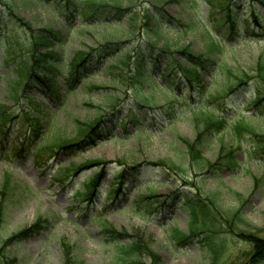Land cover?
<instances>
[{
  "label": "rangeland",
  "instance_id": "rangeland-1",
  "mask_svg": "<svg viewBox=\"0 0 264 264\" xmlns=\"http://www.w3.org/2000/svg\"><path fill=\"white\" fill-rule=\"evenodd\" d=\"M82 1L117 3L120 18L116 20L111 15L96 13L85 19L73 10L68 11L66 5L57 0H0V36L15 35L23 44L26 34L19 20L34 30L60 31L65 37L64 43L55 51L61 54L65 63L74 54L95 48L104 40L120 42V50L112 58L104 59L101 64L95 63L97 69L80 84V92L66 94L64 88L58 90L63 105L55 106V97L30 92L31 115L37 119L41 117L36 120L39 123L36 130H42L41 124L47 126L42 130L43 135L33 134V128L25 118L11 124V137H7L5 147L0 149L3 260H10L12 264H64L67 252L83 264H115L119 250L115 242L109 240L110 236L139 232L152 240L160 257L159 264H250L252 247L247 240L227 232V228H203L200 217L195 220L198 236L184 243L171 238L175 229L190 236L192 221L185 207L178 202L171 204V194L211 196L215 201V205H210L213 211L237 210L240 206L247 220L243 229L264 237V153L256 151L255 137L236 129L242 117L254 125L257 132L264 134V114L250 119L255 113L253 108L242 106L247 96L233 98L232 104L239 108L228 110L230 122L222 132L209 139L203 155L209 162L214 161L220 147L224 146L235 151L240 166L235 171L222 170L208 175L205 168L191 161L185 143L177 138H194L191 112H181L173 118L158 113L149 119L138 115L142 124L133 126L129 122L125 110L134 104V99L156 106L166 105L172 97L160 80H157L160 87L148 79L139 83L133 77L135 71L126 66L122 68L119 62L125 55L124 61L130 67L134 54L141 49L148 50L153 44L158 52L166 48L170 52L188 49L217 64H225L236 74L254 75L257 63L264 62V39L254 40L253 37L264 36L259 26L252 20L246 24L244 18L252 15L255 8L261 22L264 8L257 0H231L238 18V23L231 27L222 17L212 14L207 0ZM145 11L153 14L150 22L144 19ZM22 52L20 50L19 54ZM3 58L4 47L0 45V103L11 106L9 82L16 79V74L11 72L12 63ZM121 68L122 72L118 74ZM149 71L154 78L158 77L156 69ZM221 72L211 65L209 76H205L204 92L223 93ZM110 73L119 75L120 80L111 78ZM210 81V85L207 84ZM172 87L179 94L176 100L180 97L188 99L190 93L195 97L202 90ZM113 107L118 108L115 114H111ZM12 110L26 112L28 106L20 98ZM136 112L139 113L138 109ZM102 117H110V120L105 119L102 128L115 129L116 137L101 138L100 130L95 134L97 140L93 146L70 155L59 152L46 158L41 165L35 164L34 154L18 155L15 152L18 140L24 134L31 135L36 147L52 146V151L56 149V143L79 139ZM114 119H120L123 126H114ZM48 151L49 148L41 154L47 156ZM169 163L180 165L184 172L167 169L165 166ZM135 164L139 165L137 169H129ZM122 170L127 186L103 209L109 198L106 194L113 191ZM75 171H78L76 175ZM96 175L99 180L95 193L89 200H82L86 193L84 185ZM256 178L261 182L256 183ZM145 184L152 187L154 196L147 201L154 208H149L147 201L139 208L135 206L140 194L147 193ZM156 201H164L166 205L159 207ZM214 206L218 210H214ZM103 225L110 230L107 232ZM12 235L21 237L20 241L7 240ZM202 236L211 238V248L199 242ZM141 261L143 264L150 262L147 257ZM255 264H264V260Z\"/></svg>",
  "mask_w": 264,
  "mask_h": 264
},
{
  "label": "trees",
  "instance_id": "trees-1",
  "mask_svg": "<svg viewBox=\"0 0 264 264\" xmlns=\"http://www.w3.org/2000/svg\"><path fill=\"white\" fill-rule=\"evenodd\" d=\"M207 1L209 2L212 14L219 16V18L222 17L224 22L227 21L231 27L238 23L237 15L231 7V0ZM257 1L264 8V0ZM57 2H62L66 5L68 11L73 10L85 19L96 13L101 15H111L116 20L120 18V7L116 5L117 3L109 5L105 4V2L94 3L93 1L84 2L82 0H57ZM5 5L7 4L5 3ZM151 17H153V14L150 13L149 15V13L145 11L144 19L150 22ZM15 18L19 20L16 15ZM244 20L246 24H248L249 20H252V22L261 28V35L264 36V18L261 19L262 25L259 21V16L255 13V8L252 9V15L244 18ZM19 22L21 27H24V33L26 34V39L23 41V44H20L15 35H9L6 33L3 36H0V45L2 48L4 47L3 60L12 63L13 67L11 68V72L16 74V79L10 80L9 82V90L11 94L8 95V98L13 100V104L11 106H6L5 104L0 103V149L5 147L4 142L8 140L7 137H11V124L14 121L25 118L33 128L32 132L35 135H43L42 130L47 128V126L41 124V126H43L42 130H36L39 126V123H37L36 120L39 121L41 117L38 116L37 119L31 115L30 111L33 109L30 106L32 105V96H30L32 95L30 93L31 91H35L42 96H47L52 99L55 97L57 101V105L55 106H61L63 105V101H61L63 99L58 94L60 88H64L66 94L75 91L80 92V84L86 80L87 76L91 75L92 70L97 69L98 64H101L104 59L112 58L114 54L120 50V42H111L107 39L104 40V42L99 43L95 48L74 54L70 60L65 63V61L63 62V58H61V54L55 51V48H60L64 43L63 38L65 37L60 31L47 28L34 30L20 20ZM152 32L157 33L154 31ZM258 39L259 38L254 37V40ZM166 49L158 52L154 49L153 44L148 50L141 49L134 54L132 58L134 59L133 62L129 58L132 65H130V67L128 66V62L126 63L124 61L125 55L120 60L119 63L122 68L126 66L128 67V70L135 71L133 77L137 79L139 83L141 80L143 82L148 79L153 80V82L160 87L161 84L157 82V80H160L162 82V87H166L172 97L171 101L167 102L166 105L156 106H151L144 100L140 101L134 99V104L128 110H125L126 117L130 118L129 122L134 126L142 124L139 119L140 117L143 119H149L153 115L155 116V113L163 114L167 118H171L179 113L181 114V112H191L193 127L195 130L194 138L192 140H186L184 137H177L179 141L185 143L191 161L196 166L205 168L206 174L208 175H213L215 174L214 172L222 170L235 171L240 166L238 157L234 155L235 151L221 146L216 159L209 162V160L203 155V149L209 139L222 132L227 123L230 122L231 114L228 110L230 108H239L232 104L234 97L247 96V99L242 106L247 109L253 108L255 113L249 117L250 119H254L261 114H264V62L257 63L256 70L254 69V75L244 73L236 74L230 68L226 67L225 64L221 62H218L217 64L211 59L200 57L188 49L176 50L174 52H170ZM20 50H23L22 55L19 54ZM176 55L178 56L176 57ZM211 65L217 67L218 71H222L221 75L223 77L224 88L222 94L216 95L214 93L204 92L207 82L205 76H209L208 70ZM122 68L119 70L118 74L122 72ZM154 69L157 70L155 71L158 74L157 78H154L153 74L149 71ZM110 74L111 75L109 76L111 78H117L120 80V78H118L119 75L115 73ZM211 82L212 81L207 84L210 85ZM172 86H175L178 89L182 86H186L189 89H192V91L196 90L195 88L202 90L195 95V97L190 93L188 99L180 97L176 100L175 98H177L179 94L174 92ZM94 88L95 87H92L91 89ZM20 98H23L24 104L28 106V110L26 112L21 111V113H15L12 110V106L18 103ZM176 105L179 106L176 107ZM117 109V107H113L111 114H115L118 111ZM137 109L139 112L138 114L136 112ZM138 115L140 117H138ZM105 119L110 120V117H102L97 121L95 126L89 128L90 131L88 130L75 141H62L56 143L57 147L52 151V148H50L52 146H48L45 149H43L42 146L36 147L31 139V135L24 134L18 140L19 145L15 148V152L18 155L28 152L34 154L36 159L35 164L37 165L45 163L44 160L46 158H49V156L51 158L59 152H64L65 154L70 155L83 148L93 146L97 140L95 134L100 130L101 135L99 136H101V138L108 135L113 138L116 137L115 129L110 130L106 127L102 128ZM112 122L116 127H122L124 124L120 119L119 121L114 119ZM236 129L244 130L255 137L256 151L261 154L264 153V134L257 132L254 125L245 122L241 117L239 123L236 125ZM48 148V155L43 156L41 153ZM138 166V164H135L129 169H137ZM165 167L172 171L184 172V169L180 165L174 163H169V166ZM77 173L78 171H75V175ZM98 178V175L93 176V178L84 185L86 193L82 195V200H89L95 193V188L98 186ZM125 179L124 170H122L117 175V181L114 183L113 191L106 194L109 198L105 202V205H103V209L110 204V201L116 199L117 195L126 188L127 185ZM138 182L142 183V181ZM183 182L187 183L186 181ZM257 182H261V179L256 178V183ZM136 188L139 189L140 186H137ZM145 188L147 193L140 194V200L138 203L136 202L137 204L135 205L137 208L141 207L142 202L150 200L154 196L151 194V186L145 184ZM171 196V204L178 202L179 205L188 210L189 216L192 219L189 225L190 236L187 237L184 233L175 229L171 238L178 240L179 243H184L191 240L193 237L198 236L195 234L197 231L195 220L197 217H200L203 228H227V232L235 233L247 240L252 247V254H250L251 256L248 260L251 262L250 264H255L264 260V237H260L257 232L243 229V226L247 224V220L242 214V207L239 206L237 210L213 211V209H210V205H215V201L211 196L201 198L199 193L178 194L176 192H173ZM156 203L159 204V207H164L166 205L164 201H156ZM147 204L149 208H154L149 201H147ZM216 209L218 210V208L214 206V210ZM104 228L107 232L110 230L106 226H104ZM202 233L205 234L206 232ZM110 237L111 239L109 240L115 242L119 250V255L114 259L115 264H143L141 260L144 257H147L150 260L149 264L160 263V257L157 251L154 250L152 240L146 238L143 234L137 232L134 235H128L126 233L121 235L120 233H117ZM0 238L2 237L0 236ZM19 238L21 237L12 235L7 238V240L11 242H19ZM199 242L209 245V248L213 246V241L211 238H207V236H202V238L199 239ZM4 252L5 246L0 244V264H12L10 263V260H3ZM71 256L70 253L66 252L64 264H83V262L76 258L74 259ZM242 264H246V262Z\"/></svg>",
  "mask_w": 264,
  "mask_h": 264
}]
</instances>
